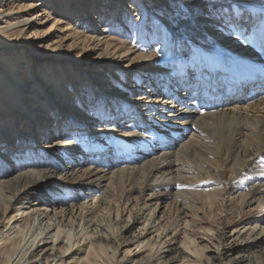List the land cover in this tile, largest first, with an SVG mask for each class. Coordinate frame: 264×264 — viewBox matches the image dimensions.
I'll return each instance as SVG.
<instances>
[{
	"label": "bare ground",
	"instance_id": "obj_1",
	"mask_svg": "<svg viewBox=\"0 0 264 264\" xmlns=\"http://www.w3.org/2000/svg\"><path fill=\"white\" fill-rule=\"evenodd\" d=\"M116 2L0 0V264H230L220 261V245L215 256L205 254L214 246V236H204L212 230L187 233L201 222L196 212L223 207L225 193L240 209L252 202L253 190L264 193V31L244 39L247 18L239 12L242 34L220 22L223 28L212 36L221 39V49L208 54L212 49L196 44L201 56L188 59L182 44L174 46L181 55L177 66L166 77L154 76L155 53L135 49L126 34L113 32L117 25L127 33L124 5L132 7L131 0ZM249 16L251 24L258 17L255 10ZM30 49L50 60L33 59ZM26 72V87L18 86L16 77ZM76 81L82 91L71 89ZM133 88L146 99L135 108ZM61 100L69 112L58 110ZM103 121L110 124L103 128ZM89 125H95L92 134ZM201 182L206 189H195ZM246 185L247 192L239 191ZM165 195L172 201H162L161 216L173 205L175 214L163 223L152 217ZM253 200L261 205L263 198ZM131 204L128 223L135 208L146 207L151 218L141 229L154 235L120 259L113 247L129 241L123 232L99 225L73 231L62 222L66 211L75 223L74 209L85 220L86 212L94 215L101 207H115L120 218ZM179 204L189 219L179 217ZM51 215L61 219L52 222ZM32 219L47 222L30 239ZM173 242L179 245L173 248Z\"/></svg>",
	"mask_w": 264,
	"mask_h": 264
},
{
	"label": "rangeland",
	"instance_id": "obj_2",
	"mask_svg": "<svg viewBox=\"0 0 264 264\" xmlns=\"http://www.w3.org/2000/svg\"><path fill=\"white\" fill-rule=\"evenodd\" d=\"M113 1L116 4L117 3L116 1L118 0H113ZM10 5L11 3H8V5L4 7V10L6 11L10 7ZM131 5L132 7L124 5L127 7L126 8L127 11L126 10L125 11L126 13H128V16H126L125 18V24L127 25V28H124V31H126L127 33H123V30H121L117 25L114 26L116 29L113 30V32L115 33L118 31L117 33L120 34L118 35V37H124L123 34L124 35L126 34V36L131 41L130 43L131 46H134L135 49H141L144 52H149L153 54L155 53V55L159 58L158 67L153 66L150 68L151 71H149L150 72L149 74L154 76L161 73L160 75L161 77H166L171 73L172 68H174V66H177V63L179 62L181 55H179L174 51V46H179V44H182V46H180L179 49H181L184 52L185 58L188 59H194L193 56L197 58L198 55L202 53L201 50L196 51V47H197L196 44H200V45L205 44L204 46H207L208 49H212L209 50V52H206L208 54H210L213 51V49L215 50L216 48L221 49L222 48L221 39H219L217 36H214L216 34V31L223 28V26L222 27L218 26V23L220 22H222V24L225 25L226 27L229 28L234 27L238 30L240 29V34H242L243 28L248 30V32L246 30L243 31V35L245 36L244 39L253 37L255 35L258 36L262 34L264 31L263 30L264 0H131ZM239 8H241L242 10L238 11ZM250 10L251 11L255 10L258 15L257 19L253 21L252 24L250 22L251 20L249 19ZM239 12L245 13L246 16L245 18H247V19H243L244 22L246 21V24L243 25V28L238 24L239 17L237 14ZM206 17L207 19H205ZM144 29L146 30V32ZM260 29L262 30L260 31ZM133 32H136V35H134ZM147 34H150L151 38H147L146 37ZM212 34L214 35L212 36ZM37 38L38 39H36L35 42L41 40L39 37ZM236 42L241 43L240 41H236ZM28 53L31 56H33L31 49ZM23 55L26 56L25 53H23ZM23 55L22 57H24ZM90 56L92 57L93 54H91ZM200 56L201 54L199 55V57ZM33 59H38L42 62L46 60H50L48 57H45L44 55L33 56ZM67 60L73 61L74 58H72V60L68 58ZM127 61L129 62V60ZM35 63L37 64V61H35ZM38 63L40 64L41 62ZM77 63L80 64L79 62ZM0 65H3L2 60H0ZM39 66H36L38 70V72H36L38 73V76L37 75L36 76L38 79L43 81L44 76L42 72H40ZM162 69L164 70L167 69L170 72L166 70L165 73V71ZM239 70H240V66L238 68V71ZM241 72L244 71H240V73ZM164 73L167 75H165ZM27 74L28 73L26 72L23 73L21 76L16 77V83H18V86L22 85V87H26L25 81L27 80ZM118 81L122 83V81L125 80L120 78L118 79ZM75 83L76 84L71 89H74V87H76V89L82 91L80 89L81 88L80 86L83 85L81 83L78 84L77 81ZM121 83L117 84L118 91L124 90L123 86H121ZM222 89L223 88H220L219 91H221ZM132 91L129 92L131 96L134 98L131 101V103L134 104H130V105L135 108L140 106V103L142 101H145L146 99L141 98L143 90L139 88L137 89L133 88ZM249 91L250 90L246 89L247 93H249ZM178 94H180V91H178ZM65 99L67 98L66 97L63 98V100ZM63 100H61L60 102L58 101L57 103L58 110L62 112H66V111L69 112L71 108L69 107L67 109H64L63 107L65 106V102H62ZM76 100L79 99L75 98L72 103H75ZM101 104H103V102ZM101 109L102 107H100V110ZM93 111H95L93 112L95 116H98V114L100 113L99 110L97 109H94ZM132 111L133 109L130 110V112ZM76 118H78L77 120L80 119V121L83 122L82 119L83 117L81 116L79 117L77 113H76ZM102 124H103V128H105L107 127L106 125L110 123L108 121H103ZM94 126L93 125L88 126L87 128L88 133L92 134L91 130H93ZM57 137L58 135L53 136L51 142L54 141ZM225 170L227 173L226 175H230L229 166H227ZM205 184L206 183L204 182L198 183L196 186H194V188L199 190L200 189L205 190L206 189ZM248 189L249 186L246 185L241 187L239 191L247 192ZM259 192L260 191H254V190L252 191V193L249 195L250 196L249 199L250 201L252 200V202L246 204L244 206V209H240L237 206L234 207L233 205H231L230 199L228 198L229 196H231V194L229 193L224 194L223 197H226V201L224 206L221 208L217 206L212 209L205 206L203 208V206L201 207L200 204L197 203L196 205L201 207L199 211L196 212L198 216L201 218L200 219L201 222L195 220V223L190 227L191 230L188 229L187 233L191 237H196L197 235H204L203 233L200 232V229L201 231L203 229L212 230L214 235H210L206 233L204 236L210 239L214 236V238H212L214 246L211 244L212 243L211 241L210 243V245H212L210 247L211 251L205 254L215 256V250H217V245H220L219 247L222 252L220 261H223L222 263L229 262L230 264H264V219H262L264 216V193H259ZM252 196L256 200H259V198H263L262 204L259 205L258 201L254 202ZM163 199L164 200H160V205L157 207L154 213V217H152V219L158 217V219L162 221L164 220V218L166 219L170 215H173V212L175 214L174 211L175 205H173L172 212L168 210L167 214L161 216L165 209L163 207L165 202L162 201H166V202L172 201V198L168 199V195H165V198ZM151 202L152 201H150L149 204L153 206ZM179 205L181 207V210L178 211V214H180L179 217L189 219L190 216H184V213L190 214L189 210L183 209V206L181 204ZM88 207L91 208V205H89ZM131 208H132V204L122 212V216L120 218H117L115 207L110 210L108 208L101 207L97 210V212H95L94 215L91 214V212L90 213L86 212L85 220L83 219L82 213H80L79 210L74 209V212L72 214L73 215L72 220H75V223H71L69 221L68 216L70 214H68V211H66L67 215L64 217L62 222L63 224H65V227L67 229L70 228L73 229V231L74 230L78 231L83 227H87V229L90 230L91 228H94L95 225H99L100 228L106 231L113 232L119 230L120 233L123 232L125 237L129 239V241L123 244L119 249L118 247L117 248L113 247V249L118 250L116 256L120 259L125 255L126 249L131 247L133 249L132 253H135L139 249L136 248L139 240L141 241L154 235V233L151 232L152 229L149 230L150 233L147 234L143 233L142 232L143 230L141 229L143 222L151 218L149 216V209L145 207L142 210H140V207L138 206V208H135L133 210V220L128 223L127 216L129 213V209ZM182 210H184V212H182ZM53 212L54 211L51 210L49 211L50 214H53ZM51 217H52V222H58V220L61 219L56 215L55 216L51 215ZM37 221H38L37 219L35 220L32 219L31 221L33 230H31L28 234V237H31L30 239H32L33 234H35V232H39L40 231L39 228L43 227L47 222L46 219H44L42 224L39 225ZM165 221L166 220H164L163 223ZM180 223L181 224L179 228H177V230L181 229L180 230L181 233L179 232L180 233L179 235L180 237H183L184 223L183 221ZM164 239H167V237H165ZM178 245H179L178 242H175V244L173 242L172 247L175 248ZM88 246H86V248ZM176 250L177 249H174L173 252L170 253V255L172 256L177 255ZM81 254H85V252H82ZM130 257H133V255H131ZM123 262H127V260ZM214 262L217 263L218 258H215ZM175 263L176 261L170 264H175Z\"/></svg>",
	"mask_w": 264,
	"mask_h": 264
}]
</instances>
